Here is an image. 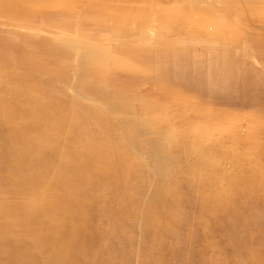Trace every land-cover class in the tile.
Instances as JSON below:
<instances>
[{"label": "rangeland", "instance_id": "rangeland-1", "mask_svg": "<svg viewBox=\"0 0 264 264\" xmlns=\"http://www.w3.org/2000/svg\"><path fill=\"white\" fill-rule=\"evenodd\" d=\"M88 262L264 264V0H0V264Z\"/></svg>", "mask_w": 264, "mask_h": 264}, {"label": "bare ground", "instance_id": "bare-ground-1", "mask_svg": "<svg viewBox=\"0 0 264 264\" xmlns=\"http://www.w3.org/2000/svg\"><path fill=\"white\" fill-rule=\"evenodd\" d=\"M41 130H42V129H41ZM43 130H44V129H43ZM35 132H36V131H35ZM31 135H32V134H31ZM36 135H37V133H36ZM41 135H42V134H41ZM34 138H36V136H35ZM32 140H33V139H32ZM30 142L32 143V141H30ZM30 142H29L28 144H30ZM24 145H25V144H24ZM33 145H34V144H33ZM10 152H11V151H10ZM13 153H14V152H13ZM27 158H28V157H27ZM225 220H226V218H225ZM66 223H67V222H66ZM196 223H197V222H196ZM68 224H69V223H68ZM198 224H199V222H198ZM66 226H67V225H66ZM65 228H66V227H65ZM67 228H68V227H67ZM69 228H70V227H69ZM70 229H71V228H70ZM91 229H92V228H91ZM92 231L95 232V230H92ZM92 231H91V232H92ZM69 234H70V233H69ZM93 235H94V234H93ZM100 235H101V234H100ZM74 237H75V236H74ZM76 237H77V236H76ZM76 237H75V238H76ZM95 237H96V235H95ZM110 240H111V239H110ZM110 240H109V241H110ZM93 242H94V241H93ZM90 243H91V242H90ZM104 243H105V242H104ZM111 243H112V242H111ZM76 244H77V243H76ZM83 244H84V243H83ZM86 244H87V243H86ZM211 244H212V243H211ZM77 245H78V244H77ZM77 245H76V246H77ZM81 245H82V243H81ZM88 245H89V244H88ZM93 245H94V244H93ZM93 245H92V246H93ZM102 245H103V244H102ZM89 246H90V245H89ZM80 247H81V246H80ZM83 247H84V246H83ZM85 247H86V246H85ZM90 247H91V246H90ZM102 247H103V246H102ZM86 249H87V248H86ZM197 249H199V248H197ZM90 250H91V248H90ZM92 251H93V249H92ZM98 252H99V251H98ZM100 252H101V251H100ZM199 252H200V251H199ZM103 253H104V252H103ZM99 254H100V253H99ZM100 255H101V254H100ZM81 256H82V254H81ZM91 256H92V255H91ZM112 256H113V255H112ZM100 257H101V256H100ZM102 257H103V256H102ZM111 259H112V258H110L109 260L111 261ZM92 260H93V259H92ZM90 261H91V260H90ZM94 261H95V259H94ZM99 261H100V260H99ZM107 261H108V260H107ZM198 261H199V260H198ZM204 261H205V260H204ZM204 261H203V262H204ZM85 262H86V261H85ZM197 263H198V262H197ZM86 264H87V263H86ZM88 264H89V262H88ZM94 264H95V262H94ZM201 264H202V263H201ZM206 264H207V263H206Z\"/></svg>", "mask_w": 264, "mask_h": 264}, {"label": "crops", "instance_id": "crops-1", "mask_svg": "<svg viewBox=\"0 0 264 264\" xmlns=\"http://www.w3.org/2000/svg\"><path fill=\"white\" fill-rule=\"evenodd\" d=\"M125 33H126L127 37H128V36H129V37H133V36H135V35L131 36V33H129V32H125Z\"/></svg>", "mask_w": 264, "mask_h": 264}]
</instances>
